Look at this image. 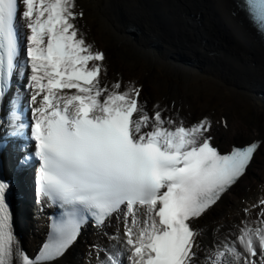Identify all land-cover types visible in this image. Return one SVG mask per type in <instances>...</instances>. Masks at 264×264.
<instances>
[{
	"label": "snow or ice",
	"instance_id": "6c2138e0",
	"mask_svg": "<svg viewBox=\"0 0 264 264\" xmlns=\"http://www.w3.org/2000/svg\"><path fill=\"white\" fill-rule=\"evenodd\" d=\"M246 4L264 32V0ZM82 17L76 0H0V104L27 72L30 124L16 103L6 123L13 136L30 128L37 197L62 210L30 257L14 233L11 182L0 174V264H54L90 223L105 241L91 246L95 264H264V198L210 251L195 227L264 143L224 154L208 116L185 123L174 107L149 109L135 81H108L106 55L82 34Z\"/></svg>",
	"mask_w": 264,
	"mask_h": 264
},
{
	"label": "bare ground",
	"instance_id": "6f19581e",
	"mask_svg": "<svg viewBox=\"0 0 264 264\" xmlns=\"http://www.w3.org/2000/svg\"><path fill=\"white\" fill-rule=\"evenodd\" d=\"M76 4L83 12L78 20L82 34L106 55L108 81H135L142 86V100L149 109L157 103L174 107L172 115L178 114L185 123L208 116L214 143L223 150L237 141L264 143L260 96L264 46L235 0H76ZM130 25H135L139 38L127 35ZM254 166L247 181L196 224L205 251L239 224L244 207L264 198V150ZM39 226L36 239L29 240L31 248L44 233ZM96 242L105 241L101 237ZM81 248L86 260L95 264L86 244ZM70 258L72 262L60 264H85L81 259L75 263L73 254Z\"/></svg>",
	"mask_w": 264,
	"mask_h": 264
}]
</instances>
